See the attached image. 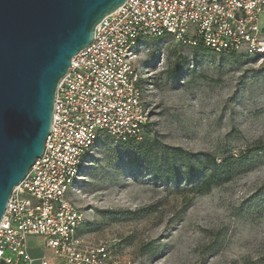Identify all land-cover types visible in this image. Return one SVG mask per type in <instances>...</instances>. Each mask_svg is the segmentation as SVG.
I'll use <instances>...</instances> for the list:
<instances>
[{"label": "rangeland", "instance_id": "obj_1", "mask_svg": "<svg viewBox=\"0 0 264 264\" xmlns=\"http://www.w3.org/2000/svg\"><path fill=\"white\" fill-rule=\"evenodd\" d=\"M143 65L155 75L149 123L132 148H151L185 172L183 152L218 162L249 155V170L194 194L184 175L160 180L132 149L105 135L79 189L80 234L116 240L141 264H264V62L203 52L171 36L148 39ZM193 161H195L193 159Z\"/></svg>", "mask_w": 264, "mask_h": 264}, {"label": "built area", "instance_id": "obj_2", "mask_svg": "<svg viewBox=\"0 0 264 264\" xmlns=\"http://www.w3.org/2000/svg\"><path fill=\"white\" fill-rule=\"evenodd\" d=\"M199 42L217 54L264 62V0H126L96 26L55 93L45 150L9 198L0 224V264H141L116 240L80 234L78 194L105 135L141 140L155 73L142 61L148 39ZM31 237L46 251L33 256Z\"/></svg>", "mask_w": 264, "mask_h": 264}, {"label": "water", "instance_id": "obj_3", "mask_svg": "<svg viewBox=\"0 0 264 264\" xmlns=\"http://www.w3.org/2000/svg\"><path fill=\"white\" fill-rule=\"evenodd\" d=\"M125 1L0 0V224L45 150L59 81Z\"/></svg>", "mask_w": 264, "mask_h": 264}, {"label": "trees", "instance_id": "obj_4", "mask_svg": "<svg viewBox=\"0 0 264 264\" xmlns=\"http://www.w3.org/2000/svg\"><path fill=\"white\" fill-rule=\"evenodd\" d=\"M193 47H196L203 52L210 51V49L201 42ZM132 142H135V140L123 143H125L128 148L132 149L134 155L137 158H141L144 161V165L148 169L154 171L160 180H177L178 175H184L185 181L191 182L189 191L194 194H201L210 191L214 185L229 180L234 174L235 169L241 168L243 170H249L254 163L253 158H249L248 154L240 155L238 157L231 155L228 158L223 159L221 162H218L206 152L191 153L187 151L183 152L181 149L169 148L174 157L187 159L186 170L182 174L179 168L172 163L173 160L168 156L162 158L156 163H152L149 160V155L152 153L151 148L145 150L143 145L132 148ZM193 159L195 161H193Z\"/></svg>", "mask_w": 264, "mask_h": 264}, {"label": "crops", "instance_id": "obj_5", "mask_svg": "<svg viewBox=\"0 0 264 264\" xmlns=\"http://www.w3.org/2000/svg\"><path fill=\"white\" fill-rule=\"evenodd\" d=\"M43 239L41 237H31L30 238V247H31V252L33 256L39 257L41 256L45 251L51 255V252L47 250L44 245H43ZM38 264V262H36Z\"/></svg>", "mask_w": 264, "mask_h": 264}]
</instances>
